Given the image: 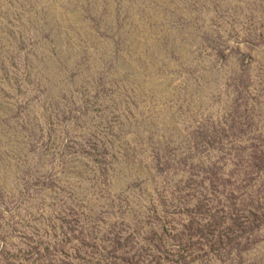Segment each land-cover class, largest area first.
Here are the masks:
<instances>
[{"label": "rangeland", "instance_id": "rangeland-1", "mask_svg": "<svg viewBox=\"0 0 264 264\" xmlns=\"http://www.w3.org/2000/svg\"><path fill=\"white\" fill-rule=\"evenodd\" d=\"M0 264H264V0H0Z\"/></svg>", "mask_w": 264, "mask_h": 264}]
</instances>
